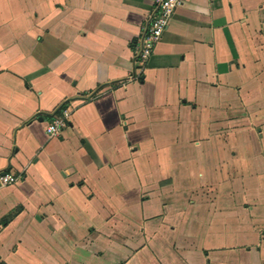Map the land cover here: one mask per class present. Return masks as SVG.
Segmentation results:
<instances>
[{
    "label": "crops",
    "instance_id": "0c3cea01",
    "mask_svg": "<svg viewBox=\"0 0 264 264\" xmlns=\"http://www.w3.org/2000/svg\"><path fill=\"white\" fill-rule=\"evenodd\" d=\"M157 2L0 0V264H264V0Z\"/></svg>",
    "mask_w": 264,
    "mask_h": 264
},
{
    "label": "built area",
    "instance_id": "2783aa9c",
    "mask_svg": "<svg viewBox=\"0 0 264 264\" xmlns=\"http://www.w3.org/2000/svg\"><path fill=\"white\" fill-rule=\"evenodd\" d=\"M181 1L182 0H158L156 8L146 24L143 36L137 40L136 48L138 49L139 61L147 62L150 58L154 46L161 40L169 26L175 7L178 6ZM53 131L54 128L51 127L49 132L51 133ZM1 180L5 185L13 181V178L10 175H5Z\"/></svg>",
    "mask_w": 264,
    "mask_h": 264
},
{
    "label": "rangeland",
    "instance_id": "374dc122",
    "mask_svg": "<svg viewBox=\"0 0 264 264\" xmlns=\"http://www.w3.org/2000/svg\"><path fill=\"white\" fill-rule=\"evenodd\" d=\"M244 154L247 155L248 157H252V156H253V150H250V151H249V150L247 149V150L244 152Z\"/></svg>",
    "mask_w": 264,
    "mask_h": 264
}]
</instances>
